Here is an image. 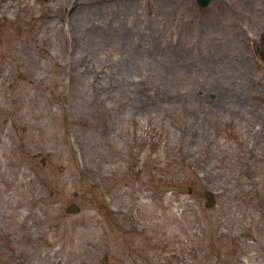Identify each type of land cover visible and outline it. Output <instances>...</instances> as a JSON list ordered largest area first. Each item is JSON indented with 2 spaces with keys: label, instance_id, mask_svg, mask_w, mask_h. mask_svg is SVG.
I'll return each instance as SVG.
<instances>
[{
  "label": "rangeland",
  "instance_id": "obj_1",
  "mask_svg": "<svg viewBox=\"0 0 264 264\" xmlns=\"http://www.w3.org/2000/svg\"><path fill=\"white\" fill-rule=\"evenodd\" d=\"M0 264H264V0H0Z\"/></svg>",
  "mask_w": 264,
  "mask_h": 264
},
{
  "label": "bare ground",
  "instance_id": "obj_2",
  "mask_svg": "<svg viewBox=\"0 0 264 264\" xmlns=\"http://www.w3.org/2000/svg\"><path fill=\"white\" fill-rule=\"evenodd\" d=\"M99 8L101 9L102 6L100 5V7H98V10H99ZM93 9L94 8H89L88 11H91ZM99 12L100 11H97V13H99ZM94 13H96V12H94ZM96 29H97V27H95V28L90 27L87 29L90 32H87V33L90 34L91 32L92 33L94 32L95 33L94 35H97ZM118 29H119V32L117 33V35H115L114 40L116 42H119V45H121L123 48H126V47H128V45L130 44L131 41L133 42L135 40L134 38L137 35L136 32L133 31V29H135V23H134V25L119 26ZM101 30H103V29H101ZM101 30L98 31V35L106 36V35H104V31H101Z\"/></svg>",
  "mask_w": 264,
  "mask_h": 264
},
{
  "label": "water",
  "instance_id": "obj_3",
  "mask_svg": "<svg viewBox=\"0 0 264 264\" xmlns=\"http://www.w3.org/2000/svg\"><path fill=\"white\" fill-rule=\"evenodd\" d=\"M212 1H214V0H197V4L200 7L205 8V7L209 6V4ZM205 199L207 200V207L208 208L215 206L216 198H215L213 192H211L209 190L206 191L205 192ZM80 211H81L80 207L75 203H73V204H71L65 208L66 214H78Z\"/></svg>",
  "mask_w": 264,
  "mask_h": 264
}]
</instances>
